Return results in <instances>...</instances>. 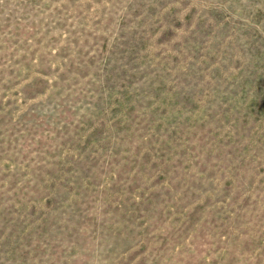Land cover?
I'll list each match as a JSON object with an SVG mask.
<instances>
[{
    "label": "rangeland",
    "instance_id": "1",
    "mask_svg": "<svg viewBox=\"0 0 264 264\" xmlns=\"http://www.w3.org/2000/svg\"><path fill=\"white\" fill-rule=\"evenodd\" d=\"M0 264H264V0H0Z\"/></svg>",
    "mask_w": 264,
    "mask_h": 264
}]
</instances>
